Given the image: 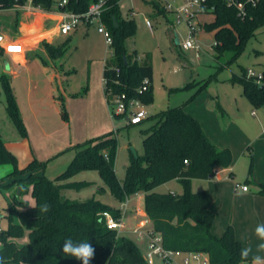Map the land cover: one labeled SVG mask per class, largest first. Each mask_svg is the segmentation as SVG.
<instances>
[{
    "label": "rangeland",
    "instance_id": "rangeland-1",
    "mask_svg": "<svg viewBox=\"0 0 264 264\" xmlns=\"http://www.w3.org/2000/svg\"><path fill=\"white\" fill-rule=\"evenodd\" d=\"M152 1H119L122 16L129 15L136 22V34L127 40L128 49L137 50L140 63H147L150 60L153 65V101L145 105V109L149 116H152L170 107L181 106L187 102L193 89H176L183 88L190 82L209 80L207 88L194 101L186 104V108L187 111L193 109L197 112L208 132L213 134L215 139L212 141L217 147L231 150L234 157V173L232 176L226 175L221 182H216L215 179L196 180L192 184V190L209 191L216 223L224 219L227 205L229 211L235 208L234 212L237 215L228 214L234 220L233 223L239 220L238 217L245 216L241 213L239 215V212L244 211L247 216L253 212L254 215L262 213L264 197L258 192L259 184L263 182L260 180L264 179V136L261 135V131L264 130V105L253 108L244 96L242 86L232 83L231 79L235 74H242L244 70H251L257 75L264 72V25L257 28L241 55L231 64L225 65L224 63L230 60V54L217 59L213 48L214 32H207L201 25L212 22L213 14L198 16L193 20L197 30L193 40L201 47L200 57L197 58L196 49L183 50L176 42V34L180 43L188 39L187 21L183 18L178 21V15L163 9L168 4L179 8L186 0H159L158 7L152 6ZM22 12L18 9H0V32L20 42L25 38L33 39L35 44L45 41V39L42 41L45 32L42 33L39 29L34 32L32 27H40L41 22L46 19L45 16L36 15L30 18L26 16L23 20L35 25H23L20 29L19 23L17 32H12L11 27ZM33 18L38 19L33 21ZM147 19L151 22L152 28L146 24ZM55 25L51 24V27ZM26 28L32 30L30 37L26 36ZM56 34L52 43L55 45L67 43V47L63 56L58 59H51L43 54L46 55L47 64L40 58L31 56L32 52L27 53L29 58L26 64L22 63L19 56L0 54V76L6 75L9 79L27 132V137L24 138L9 116L6 95L0 79L1 138L17 157L19 169H23L31 159L36 158L44 163L37 170V174L55 179L72 163L80 151L79 144L92 137L90 134L92 128L99 127L103 134L112 132L118 140L115 171L118 179L123 181L131 161L132 149L140 156L144 154L145 135L142 131L151 123L142 121L128 124L125 118L110 117L101 86L100 70L103 69V62L108 60L111 54L104 35L98 31L97 23L82 24L69 35H63L61 32ZM41 50L44 51L43 46ZM5 64L10 66V71L4 70ZM89 86L91 91L90 96H87ZM58 96L64 98L69 121L63 118ZM211 97H214L225 110L228 118L226 122L220 117L221 114L219 115ZM208 110L219 115L216 125L218 124L222 132L227 131V134L214 135L218 129H215L216 125L211 122ZM253 110L256 112L255 117L252 116ZM220 142L221 145H218ZM13 169L8 163L0 166V179ZM252 178L258 185L252 186L251 192L248 194L237 192L235 188L237 182L245 185L244 183L247 180L251 181ZM83 181L89 184L81 188L65 189L62 191L63 197L78 202L94 198L109 206L120 207L121 202L111 193L97 171H82L61 183ZM20 189L16 186L3 189L0 187L1 230L8 227L5 209L12 196H19ZM156 191L182 194L184 187L179 181L174 180L159 186ZM22 198L31 204L34 202L30 193L23 195ZM130 201L136 203L138 197H131ZM138 207L144 211L143 198L140 199ZM141 216L143 218L126 217L124 219L126 227L121 234L133 240L145 255L146 244L132 232L137 225L147 220L142 212ZM147 227L150 228V225L147 224ZM26 238L27 235L18 243L23 244ZM155 264H161L160 260L157 259Z\"/></svg>",
    "mask_w": 264,
    "mask_h": 264
},
{
    "label": "trees",
    "instance_id": "trees-1",
    "mask_svg": "<svg viewBox=\"0 0 264 264\" xmlns=\"http://www.w3.org/2000/svg\"><path fill=\"white\" fill-rule=\"evenodd\" d=\"M62 1L33 0V3L46 11L56 8L80 14L98 0H67V5L60 7ZM119 1L107 0L102 17L113 39V54L104 68V77L108 80L105 93L112 89L115 93H124L148 105L153 101V65L150 60L140 63L137 51L128 49L127 40L136 34V22L133 18L122 16ZM27 2L0 0V9H14ZM154 6L160 4L156 2ZM163 9L167 10L166 7ZM203 9L206 14L214 15V20L205 23L203 28L207 32H214L213 48L217 59L226 54L231 56L225 65L231 64L241 55L257 28L264 25V0H260L256 7H247L245 17L240 16L236 7L228 5L226 0H205ZM19 21L20 14L11 27L12 32H17ZM66 44L42 42L51 59L62 57ZM37 56L47 63L44 57ZM113 68L120 69L118 76ZM145 78L150 79L151 85L148 91L140 93L138 89ZM0 79L8 114L25 138L27 132L9 79L6 75L0 76ZM115 80L119 83H115ZM231 82L242 86L244 96L254 108L264 105V72L261 84L255 78H248L246 70L240 75L235 74ZM208 84L209 80L194 81L176 89H193V92L183 105L170 107L144 120L151 123L142 131L145 135L144 154L138 155L136 159L131 153L123 181L118 179L115 171L118 140L112 132L79 144L80 151L72 163L55 179L37 174L44 163L36 158L19 169L17 157L0 135V166L8 163L14 168L0 179V187L21 188L19 196H12L5 209L8 227L0 230V256L4 258V264H80L60 251L67 238L76 243L88 241L92 244L95 255L90 264H148L138 245L124 234L110 229L101 216L102 212L109 211L114 217L121 218L119 208L94 198L78 202L63 197V190L89 184L84 181L61 183L82 171H97L121 203L144 194V211L153 231L162 236L166 249L207 254L210 264H245L240 255L243 246L236 238L232 225L227 226L221 236L212 232L215 213L211 209L209 191L192 190L193 180H208L214 177L217 168H230L234 160L231 150L217 147L206 135L200 122L185 109L186 104L194 101ZM59 100L63 118L69 121L63 96H59ZM211 100L215 102L218 113L225 116L226 112L219 102L214 97ZM174 180L183 185L182 194L156 191L159 186ZM29 193L34 200L32 204L22 198ZM258 194L264 197V184L260 185ZM44 203L50 205L47 213L40 211ZM26 235L25 242L19 244L18 241ZM251 258L250 255L247 264Z\"/></svg>",
    "mask_w": 264,
    "mask_h": 264
},
{
    "label": "built area",
    "instance_id": "built-area-1",
    "mask_svg": "<svg viewBox=\"0 0 264 264\" xmlns=\"http://www.w3.org/2000/svg\"><path fill=\"white\" fill-rule=\"evenodd\" d=\"M205 0H186L185 4L179 8H174L171 4L165 5L167 11L172 12L179 16L180 19L187 21L189 25V36L186 41L180 43V46L183 50H197V58L200 57L201 47L199 44L193 40L196 35V27L194 26L193 20L201 14H206L203 9V3ZM260 0H226L228 5L236 7L240 16L245 17L247 15V7L252 6L256 7L259 4ZM107 0H98L97 2L92 3L88 10L85 13H74L66 10H58L60 16V25L59 30L63 35H69L73 30L79 27L82 24L90 25L93 23L98 24L99 33L103 34L105 37L106 44L110 49V54L112 56L113 50L111 48L113 39L110 31L105 26L102 17L105 11ZM67 5V0H63L60 3V7ZM16 9L26 10L27 12L34 13L39 11L41 7L36 6L33 3V0H28L24 6H17ZM147 25L152 28V24L147 20ZM0 37H3V41H0V52L4 54H21V53H9L6 49L9 44L19 43L24 52L23 45L6 36L4 33L0 32ZM185 44L189 46L186 48ZM22 52V53H23ZM107 60L105 61V64ZM117 76L120 73L119 68H113ZM248 78H255L256 81L261 84L263 81V73L257 75L255 72L248 70ZM104 83V92L105 87H107L108 80L103 77ZM115 83H119L118 80H115ZM151 85V81L148 78H145L142 81L141 86L138 91L144 93L148 91ZM106 103L112 118L121 117L127 120L128 124L140 123L149 117L147 110L145 109V104L137 98H129L124 93H115L112 89H109L105 93ZM240 186H246L243 184H236V188L240 189ZM248 189V186H246ZM129 207V199L121 203L120 210L122 212L121 218H116L109 211H104L101 213L102 218L105 220L107 226L110 229L116 230L119 234L126 227L124 219L126 218V213ZM140 239L146 241L147 251L145 253V259L148 264H155L156 260H160L161 264H210L209 256L200 252H184L181 250H169L163 246L162 236L158 233H155L153 229L147 227V222L143 221L141 224L137 225L132 231ZM159 248V252H154V249ZM179 261V262H177Z\"/></svg>",
    "mask_w": 264,
    "mask_h": 264
},
{
    "label": "crops",
    "instance_id": "crops-1",
    "mask_svg": "<svg viewBox=\"0 0 264 264\" xmlns=\"http://www.w3.org/2000/svg\"><path fill=\"white\" fill-rule=\"evenodd\" d=\"M156 2H160L159 0H153L152 2H151V5L153 6L154 5V3H156ZM14 9H16V8H14ZM18 10H21V9H18ZM23 12H22V14H21V16H20V21H19V23H20V25H21V27L19 26V28L20 29H22V26L23 25H27V26H32V25H35V24H31V23H28V22H26V21H24L23 19L26 17V16H28L27 18H30V17H33V16H36V15H41V16H45L46 17V19L43 21V22H41V26L39 27H37V26H32L33 27V31L34 32H36L38 29L42 32V33H44L45 32V34L43 35V38H42V41L45 39V41H47L48 43H52V41H53V37H55L57 34H56V32H60V30H59V25H60V16H59V13H58V10L55 8V10H53V11H46V10H44V9H40L39 11H35L34 13H29V12H27L26 10H22ZM153 12H154V9H153ZM171 14H174V13H171ZM203 15H205V14H201V15H199V17L200 16H203ZM207 15V14H206ZM124 17V16H123ZM126 18H133V17H130L129 15L126 17ZM36 19H38V18H33V21H35ZM40 19V18H39ZM148 20V19H147ZM147 20H146V24H147ZM214 20V19H213ZM40 21H41V19H40ZM33 23V22H32ZM56 24L55 26H53V27H51V24ZM205 23H208V22H205ZM205 23H203V24H201L202 25V27H203V25L205 24ZM210 23V22H209ZM204 29V28H203ZM17 30H18V27H17ZM26 30H27V37H30V35H31V33H32V30H29L28 28H26ZM50 33V34H49ZM24 34H26L25 32H24ZM49 34V35H48ZM33 36L35 35V34H32ZM48 36V37H47ZM9 37V36H8ZM177 37V34L175 35V38ZM10 38V37H9ZM11 39H13V38H11ZM14 40H16V39H14ZM16 41H18V42H20L19 40H16ZM34 40L33 39H27V38H25L24 40H22L20 43L23 45V47H24V52L23 53H21V54H14V55H12V54H4V53H2V52H0V54H2V55H12L13 57H21L22 58V63H24V64H26V60L29 58L28 56H27V53L28 52H32L31 53V56H36L37 58H39L37 55H41L42 57H44L45 59H46V51H45V49H44V51H42L41 50V46H42V42L41 41H39L37 44H35L34 42H33ZM180 45V44H179ZM44 48V47H43ZM133 51V50H132ZM137 51V50H136ZM43 54H46V55H43ZM48 56V55H47ZM107 60V59H106ZM105 60V61H106ZM42 61V60H41ZM46 61H47V59H46ZM105 61L103 62V69L102 70H100V76H101V86H102V89H103V94H104V99H105V103H106V97H105V92H104V83H103V77H104V68H105ZM47 63H48V61H47ZM46 63V64H47ZM144 64V63H143ZM90 79V78H89ZM91 81V79L89 80V82ZM89 85H91V82L89 83ZM91 86H89V90L87 91V96H90V91H91V88H90ZM101 98H102V96L100 95V98H99V101L101 102ZM58 99H59V96H58ZM101 104V103H100ZM251 104V103H250ZM106 106H107V103H106ZM252 106V105H251ZM253 107V106H252ZM107 108H108V106H107ZM254 108V107H253ZM185 109L187 110V108L185 107ZM109 110V109H108ZM187 112H189L190 114H192L199 122H200V124H201V126H202V128H203V130L205 131V133H206V135L211 139V140H214L215 138L213 137V134L211 133L210 134V132H208V130H207V128L205 127V125L203 124V122H202V119L200 118V116L197 114V112L195 111V110H193V109H189ZM208 112V114H209V116L211 117V122L214 124V125H216V123H217V117L220 115H217V114H215V113H211L209 110L207 111ZM216 116V117H215ZM252 116L253 117H255L256 116V112L253 110V112H252ZM110 117H111V115H110ZM221 118H222V120L224 121V122H226L227 120H228V118H226L227 117V115H225V116H220ZM112 118V117H111ZM221 120V121H222ZM228 125H226V127H227ZM226 127H225V129H226ZM215 129H218V131H216L215 132V136H217V135H220V134H227V131H225V132H222L221 131V129L219 128V126H218V124L216 125V128ZM108 133V132H107ZM107 133H104L103 134V132H101V129L99 128V127H94V128H92V131L90 132V134H91V136L92 137H90V138H87V140H90V139H92V138H98V137H102V136H104V135H106ZM89 134V135H90ZM261 135L262 136H264V130H262L261 131ZM214 138V139H213ZM86 140V141H87ZM85 141V142H86ZM217 142V141H216ZM218 145H221V142H220V144H218ZM8 146V145H7ZM225 146V145H224ZM224 146H222V147H224ZM229 149V148H228ZM10 150V149H9ZM33 159H35V158H33ZM33 159H31V160H33ZM233 159H234V157H233ZM30 160V161H31ZM29 161V162H30ZM28 162V163H29ZM233 162H234V160H233ZM27 163V164H28ZM233 173H234V171H233V164H232V166L230 167V168H227V169H223V168H217V170H216V174L214 175V177H212V178H210V179H208V180H211V179H215L216 180V182H221V181H223L225 178H226V175H229V176H232L233 175ZM232 174V175H231ZM261 179V178H260ZM196 180H199V179H195V180H193V182H192V184H194V182L196 181ZM177 181V180H176ZM260 181H263L261 184H264V179H262V180H260ZM236 184H238V182L236 183ZM239 184H241V183H239ZM246 186L248 185V187H249V189H248V191L245 193V194H248L249 192H251V190H252V186H257L258 185V183L256 182V180H254V178H252V180L251 181H246L245 183H244ZM261 184H259V185H261ZM235 188H236V185H235ZM236 190H237V192L239 191L237 188H236ZM173 193V192H172ZM243 196H247V195H243ZM136 197H138V201L136 202V203H134V202H131L130 201V199H129V207H128V211H127V215H126V217H130L131 219H134V218H136L137 216H140V217H142L141 216V212L144 214V216L147 218V215H146V213H145V211H142L139 207H138V205H139V202H140V199L141 198H143L144 199V194H142V196H141V194H139V195H137ZM121 206V205H120ZM211 206L213 207V202L211 201ZM211 207V208H212ZM116 208H120V207H116ZM225 209V208H224ZM235 208H233L232 210H230L229 211V207H228V205H227V209H226V212L224 213V219L222 220V221H219L218 223H216V222H214V224H213V227H212V232L215 234V235H217V236H221L223 233H224V231H225V229L227 228V226H229V225H232L231 223H233V219L232 218H230L229 216H228V214H232L233 213V215H237V214H235ZM243 211V210H242ZM240 213L241 214H243V215H245V216H241V217H238L239 218V220H236V222H234L233 223V227H234V230H235V235H236V238L241 242V244H242V246H243V248H246V247H251L252 248V253L250 254L251 256L252 255H260L262 258H264V252H257V246L260 244V243H264V241H261L257 236H256V234H255V229H256V227L258 226V225H260V224H264V209L262 210V213H257V214H255L254 215V213L255 212H253V214H251V215H249V216H247L246 214H245V212L243 211V212H239V215H240ZM247 213V212H246ZM252 213V212H251ZM143 218V217H142ZM144 221H146L147 222V224L148 225H150V227H151V224H150V221H149V219L147 218V220H144ZM144 241V243L146 244V241L145 240H143Z\"/></svg>",
    "mask_w": 264,
    "mask_h": 264
},
{
    "label": "clouds",
    "instance_id": "clouds-1",
    "mask_svg": "<svg viewBox=\"0 0 264 264\" xmlns=\"http://www.w3.org/2000/svg\"><path fill=\"white\" fill-rule=\"evenodd\" d=\"M0 41H3V37H0ZM189 45L185 44L187 48ZM9 53H22L23 48L19 43L9 44L7 49ZM5 71H10V66L5 64L4 66ZM240 194L246 193L248 191L246 186H240ZM50 210V205L44 203L40 207V211L42 213H47ZM256 236L261 240L264 241V224H260L255 229ZM60 251L66 255L75 258V260L79 261L80 264H90V261L94 258L95 249L92 244L88 241L76 243L71 238H67L64 240ZM154 252H159V248L154 249ZM257 252H264V243H260L257 246ZM252 253L251 247H246L241 250V260L247 264L248 258ZM0 264H4V258L0 256ZM151 264V261H150ZM250 264H264V258L260 255H252Z\"/></svg>",
    "mask_w": 264,
    "mask_h": 264
},
{
    "label": "water",
    "instance_id": "water-1",
    "mask_svg": "<svg viewBox=\"0 0 264 264\" xmlns=\"http://www.w3.org/2000/svg\"><path fill=\"white\" fill-rule=\"evenodd\" d=\"M114 23H115V26H117L118 24H117V20L114 18ZM176 42H177V44H180V41H179V38H178V36L176 37ZM125 60H126V57L124 58ZM132 154L135 156V158L137 159L138 158V154L136 153V151L134 150V149H132ZM21 190V189H20ZM19 190V191H20ZM1 215H0V219H1ZM0 230H1V228H0Z\"/></svg>",
    "mask_w": 264,
    "mask_h": 264
}]
</instances>
